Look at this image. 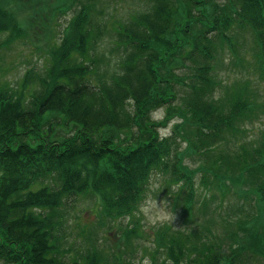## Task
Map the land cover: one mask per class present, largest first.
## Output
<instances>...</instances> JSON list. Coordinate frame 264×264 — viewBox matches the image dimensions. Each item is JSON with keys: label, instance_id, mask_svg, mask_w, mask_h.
I'll return each mask as SVG.
<instances>
[{"label": "trees", "instance_id": "obj_1", "mask_svg": "<svg viewBox=\"0 0 264 264\" xmlns=\"http://www.w3.org/2000/svg\"><path fill=\"white\" fill-rule=\"evenodd\" d=\"M114 1L70 0L47 65L20 89L0 85V263L127 264L141 237L132 216L158 176L181 226L152 234L148 264H264V133L242 139L259 104L251 79L222 90L218 69L248 46L264 79V0H124L113 22ZM176 116L183 125L162 134ZM231 187L254 200L240 202L245 217L208 202V190ZM88 195L106 220L128 218L120 255L92 236L84 251L66 244V212Z\"/></svg>", "mask_w": 264, "mask_h": 264}, {"label": "rangeland", "instance_id": "obj_2", "mask_svg": "<svg viewBox=\"0 0 264 264\" xmlns=\"http://www.w3.org/2000/svg\"><path fill=\"white\" fill-rule=\"evenodd\" d=\"M89 0H83L87 3ZM97 2L98 8H100L99 2L101 0H91V2ZM67 6V9H66ZM114 10L111 12L112 17L114 16L113 22L119 19V16H125L123 12L127 11V7L124 0H115L113 2ZM5 8L8 11V14L13 15L14 22L16 24V32L11 34V37L8 36V32L0 31V85L7 84L9 86H19L22 75L29 69H40L43 63V60H49L50 48L54 47L56 40L55 25L57 23L61 24L60 30L66 24V22L73 16L75 13L73 10V4L70 3V0H3L0 3V10L2 11ZM64 12L59 13L56 18V11ZM97 13L99 10L95 9ZM116 13V14H115ZM115 14V15H114ZM3 20V17L2 19ZM11 23L12 19L10 18ZM57 22V23H56ZM7 35V36H6ZM237 49V48H236ZM248 49L252 50L253 48L241 49L238 48L239 60L237 65L232 66L230 63V57L225 59L227 67L218 68L219 77L223 84L222 90L224 88L232 87V84L235 83L236 79L241 82L251 79L250 88L254 94L252 102L259 104L257 108L256 118H253L251 122L245 123L242 127L244 128V134L242 139L244 141H257L259 136L264 133V79H260L256 66H258L256 61H253V56L248 54ZM223 54V53H222ZM220 54L219 57L222 55ZM234 54V53H233ZM249 69L250 74L246 73ZM256 72H255V70ZM257 74V75H255ZM178 105L174 104L171 106L170 112H175ZM166 117V110L160 109L152 113L151 118L156 121H163ZM177 118V119H176ZM175 119H171L169 126H173L175 123L180 126L183 123H180V118L176 116ZM169 130V129H168ZM167 129L163 130L169 132ZM162 134L163 131L159 130ZM185 145H183L184 147ZM190 166H196L197 162H189ZM158 176H153L152 181L150 182V190L147 194V197L142 200L140 207L133 214L132 217H135L139 221V231L140 238L133 241V250L127 255V264H148L150 254L156 249L155 243H153V233L157 231L162 225L173 224L174 227H180L181 223L177 220V216L173 214V219L171 220L168 217H164L163 213L159 214L160 218L155 220L149 218L145 215L142 210V206L148 200L157 201L160 203V206L166 210L171 215L170 206L168 204L167 191L162 188V178L159 181L154 182ZM176 189V187L174 186ZM248 188V187H246ZM245 190L241 189H232L231 193L222 194L218 188L208 190V202H214L213 205H216L218 202L223 201V210L231 211V214L237 217H245L248 213L247 202H254L253 199H246L243 195ZM221 200V201H220ZM73 202V201H72ZM241 202L244 210L240 211L239 204ZM252 209L250 213H252ZM66 223L64 224V232L66 235H69V239L66 244L70 241L73 243L72 246L76 249H82L88 246V243H84V239L87 236H92L93 241L104 240L102 241V247L105 248L104 255L108 257L118 256L120 252L117 251L118 248H121V235L119 226L125 227L128 223V218L121 219L119 221H108L103 216V210L99 207L97 200L91 195L82 196L73 202L71 210L66 212ZM179 215V212L176 213ZM107 238V240H106ZM65 244V247H67ZM99 246V245H98ZM100 247V246H99ZM65 250L74 252V250ZM1 264V263H0Z\"/></svg>", "mask_w": 264, "mask_h": 264}, {"label": "clouds", "instance_id": "obj_3", "mask_svg": "<svg viewBox=\"0 0 264 264\" xmlns=\"http://www.w3.org/2000/svg\"><path fill=\"white\" fill-rule=\"evenodd\" d=\"M142 210L144 211L145 215H147L149 218L155 220L156 218H160L159 214L163 213L164 217H168L171 220L173 219V213L170 215L166 212L164 208L160 206V203L158 204L157 201L154 200H148L144 203L142 206Z\"/></svg>", "mask_w": 264, "mask_h": 264}, {"label": "bare ground", "instance_id": "obj_4", "mask_svg": "<svg viewBox=\"0 0 264 264\" xmlns=\"http://www.w3.org/2000/svg\"><path fill=\"white\" fill-rule=\"evenodd\" d=\"M11 15L10 14H7V17H10Z\"/></svg>", "mask_w": 264, "mask_h": 264}]
</instances>
